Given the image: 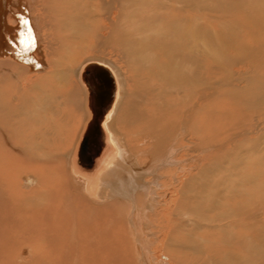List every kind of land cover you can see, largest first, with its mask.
Here are the masks:
<instances>
[{"label": "bare ground", "instance_id": "6f19581e", "mask_svg": "<svg viewBox=\"0 0 264 264\" xmlns=\"http://www.w3.org/2000/svg\"><path fill=\"white\" fill-rule=\"evenodd\" d=\"M53 1L0 0V81L10 83L5 85L0 82V115L9 113L10 111H6L5 108L18 101L17 103L21 106L16 110L14 116L17 118V127L21 134L22 131H26L22 130L25 124L29 128L41 125L42 131H56L54 133L56 137L57 131L62 134L59 122L51 120L58 117L48 118L46 115L47 118L41 116L37 119L38 113L44 115L43 112H38L42 106L36 99L38 98L37 89L41 80L49 78L56 79V87L62 88L65 81L58 79L56 72L60 71L62 74L70 69L75 79L71 75L72 83L66 87L65 95L62 97L59 94L63 98L64 105L75 104L76 108L79 107L80 124H78L80 127H77L82 133L80 132L77 141L75 140L76 136L74 137L72 146H69L71 149H68L70 151L63 155V157H67L63 162L61 161L62 154H59L61 153L60 149L56 152L54 148V141L43 139V135H46L44 132L43 135L40 134V137L39 134L35 135L32 142L29 139L22 140V142L21 139L25 138V134L21 135L18 141L10 135V130L6 131L7 127L4 129L0 126V181H4V184H0V223H7L10 220L4 216L7 210L6 212L3 210L9 202H17L13 191L17 188L21 190V198H19L21 203L25 202L23 197L31 196V199L26 201L29 202L27 209H29L30 215L38 218L41 216L46 221L43 230L45 235L41 239L42 248L46 249L45 252L48 250L58 257L62 251L89 253L85 255L86 257L80 254L83 257L78 259L77 264H133L130 253L132 250L135 264H154L151 261L152 256L150 257L148 242L150 240L145 242V238L153 237L157 235V232L147 233L143 227L148 222L146 218L150 212L152 217L154 216L157 220L160 218L162 228L167 229V233H163L159 241L162 244L160 250L165 252L168 259L174 263L190 264L184 259L183 261L176 260V258H182L179 253L183 250L182 244L187 245V248L193 253L202 251L200 247H189V244L195 240V234L209 233L214 229L223 232L227 229L233 230V228H237L236 232L238 233L244 227L245 229L250 227L247 228V235L243 236L242 242L239 240L241 235L238 236V244H235L236 252L224 253L223 248L222 251L219 250L221 255L218 258L207 254L209 258L201 264H264V247L262 246L264 245V210L262 207L264 205V152L262 150L264 151V149L261 151L257 149V147L260 148L263 140L261 137L247 139L246 137L249 135L247 133L250 132L246 133L245 131V122L248 119L264 114V72L256 73L257 77H253L245 75L246 73L243 74L242 71L244 65L255 66V68L264 67V50L262 48L255 49L256 42L259 46H264L260 41L261 36H264V15L260 14L264 9V0H222L223 4L220 2L221 8L227 7L228 12L232 11L231 15L236 11L242 12L243 14L239 13V15L243 16L241 21L245 25H250L249 22L254 21L253 26L257 30L248 26L250 30L249 32L246 30L242 40V35L235 28H232L234 33L226 34V39H222L226 42L220 38L225 37L222 36V33L221 36L214 34L215 36L211 39L212 47L215 48L213 52L209 51L212 61L217 63L218 68L222 67L224 70L220 75V81H214L216 85L214 93L227 98L226 104L229 105L226 108L228 117L224 122L223 136L222 138L216 137L217 144L221 146L223 138H230L229 146L235 156L231 157L226 152L220 155L217 151L214 155L208 156L205 164L200 163V160L205 157L204 146L206 142L210 143L208 139L205 141V133L208 127L211 129L217 127L216 114L218 115L219 111L215 110L214 104L208 102L203 107L199 105L201 75H198L199 61H197L196 54L200 46L197 44L199 29L195 28L196 23L192 19L196 0H170L174 3H184L185 9L181 7L178 12L184 9L189 13L191 19L184 20L182 17L174 15L165 21H162V6L159 4L164 0H157V3L152 0L155 4L153 7H150L151 3L150 6L146 3L151 0H94L93 2L91 0H87V2L84 0H56V5L53 4ZM83 3L87 5L89 11L91 7L93 8V23L82 29L83 31L87 28L93 30L87 31L89 33V39L86 38L89 41L87 47H90L91 52L96 51L97 53H95L96 55L88 54L89 56L79 60L78 65H74L75 67L70 64V68L64 67L65 64L62 63L64 60L61 62L57 58L62 54H58L59 51L51 46V42L56 43L59 50H66L65 48H69L68 45L74 39L83 37L86 40L84 32L79 28L80 10L85 7ZM164 6L165 4H163ZM174 6L176 9V4ZM164 8L166 9V7ZM36 9L38 11L35 13ZM65 9L68 12H65ZM59 10H63V12L61 13ZM220 10L222 11L221 16H223V9ZM157 12H160V15ZM153 16L157 17L156 20ZM56 30L63 32V35H60ZM227 31L228 28L223 33H227ZM247 35L254 36L256 42L251 44L245 41ZM154 36L163 38L162 42L160 41L161 44H158L159 46L153 44ZM206 41L208 42V40ZM220 43L223 44V48L218 49ZM82 44L84 42H81ZM224 46H228V50H224ZM82 49H80V53ZM107 49H112L116 55H122L118 61L122 63L121 67L111 58L105 59L106 56H104L105 58L92 57ZM118 51L122 53L120 54ZM70 58L68 59L70 60ZM68 59L66 61L69 63ZM44 62L46 64L49 62L51 69L43 71ZM234 65H238L237 69L233 70L235 74L229 71V69H234ZM35 69H39L41 72L37 71L38 73L31 74L27 80L23 77L19 78L26 74L24 72ZM124 69L130 72L129 81L131 80V83L127 80ZM130 85H132L131 88ZM42 92L40 91V93ZM36 94L37 96H35ZM215 94H213L214 97L212 95L213 98H215ZM18 95L21 98L24 96V100L29 99L30 102L35 100L22 109L23 104L19 100L23 99H17ZM55 99L57 98L55 97ZM40 102L43 101L40 100ZM15 107H17L16 104ZM46 109L48 108L46 107ZM185 109L187 113H184ZM52 110L54 111L53 108ZM262 117L264 119L263 115ZM26 118L30 121H26ZM48 120L51 121L48 124L45 123ZM127 121L134 123L136 131L130 129L134 131L131 139H136L143 145H140L139 149L132 150L130 146L126 145L124 137L119 135L118 124ZM72 123L70 121V125ZM63 125L61 124V126ZM123 126L125 130H129L125 125ZM173 130V136L168 138L169 131ZM29 131L31 132V129ZM36 131H38L37 128ZM181 131L183 132L177 138ZM258 131L260 134V130L254 131L255 134ZM16 134L18 133L16 132ZM51 136L53 137V134ZM8 138L12 142L9 143ZM40 140H42L41 143L47 144L44 150L41 146L39 147ZM177 141L179 147L185 146V149H188L187 152H198L194 155L193 161L196 165L193 169L188 170V168L185 169L178 165L166 166L172 164L170 158L175 151L173 147L176 146ZM189 143L193 144L187 145ZM58 144L60 145V143ZM63 144L62 146H65ZM66 148L63 151H67ZM60 162L67 166L61 165V168ZM250 164L254 168L252 174H247L242 169L239 170L240 165H246L249 168ZM19 166L25 167L23 172L18 173ZM29 166L35 172H32L28 168ZM260 167L262 171L259 170ZM222 168L223 170H221ZM234 168L235 170H231L234 172L230 174L229 178L233 181L236 180L235 188L241 192V194L237 193L238 195L229 193L230 190L227 192L228 187L221 188L224 183L220 181L221 177L219 176L224 171ZM174 171L181 175V179L172 173ZM64 172L67 173L64 174ZM20 177L22 186L29 188L27 191L22 190L19 182ZM159 180L164 183L161 187L158 183ZM169 187H174L171 194L175 195V199L168 213L155 207L163 203H160L158 197L167 196L169 192L164 189ZM6 190L9 192V196L12 194L11 197H7L8 200L3 198ZM154 190H157L155 194ZM229 197H233L232 200L235 197L241 202L246 200V203L241 206L245 209L244 214L247 217L238 226L236 222L239 223L243 219L242 216L239 220H233L231 217L229 219L226 216L228 218L223 224L222 215L221 219H217L216 209H221L226 204L229 205L230 203L227 202ZM3 206L6 207L3 209ZM258 206L262 207V213ZM234 208L229 209L232 216H234V212H238ZM92 212L95 216L92 215V221L88 222L85 217H88V214L90 215ZM150 219L153 220L151 217ZM256 227L258 228L255 229ZM9 228L11 229V227ZM183 232L187 233L188 240L184 242L185 244L180 243V245L178 244L179 240L175 239V234ZM99 233L103 236L102 238H99ZM140 234L144 241H141ZM95 235L99 236L98 240L95 239L97 241L94 240ZM203 236L205 235L203 234ZM209 237L211 236L209 235ZM4 239L6 240V238ZM180 240L182 241V239ZM221 240L223 243V237ZM260 241L263 242L262 245ZM38 245L40 246V244ZM0 248L2 249L1 245ZM27 251V253L30 252ZM47 255L49 256V253ZM77 255L80 258V255ZM216 255L219 254L216 253ZM42 257L45 260L47 258ZM247 257L249 259H246ZM54 258L51 264L58 263H55ZM67 260L69 261V259ZM58 261L60 262V260ZM0 264L3 263L0 261Z\"/></svg>", "mask_w": 264, "mask_h": 264}, {"label": "rangeland", "instance_id": "374dc122", "mask_svg": "<svg viewBox=\"0 0 264 264\" xmlns=\"http://www.w3.org/2000/svg\"><path fill=\"white\" fill-rule=\"evenodd\" d=\"M84 1H86L87 2V0H84ZM92 2L94 1V0H91ZM155 3H157V0H153ZM152 0L150 1V2H146V3H148V5L150 6V7H153L155 4H154V2H153ZM165 1V2H164ZM164 1H160L159 2V4H160V6H162L161 7V12L163 13V17H162V21H165V20H168L169 19V17H172V16H180V17H182L184 20H188V19H191L190 17V15H189V13L188 12H185V5H184V3H174L173 1H168V0H164ZM222 0H196V6H195V12L192 14V19L195 21V23H196V27L195 28H197V29H199L198 31H199V33H198V40H197V44L198 45H200L199 46V51H196V54H197V61H199V73H198V75L200 76V78H201V80H200V82L202 83H200L199 85H200V90H201V93H200V95H201V100H200V102H199V105H200V107H203V106H205L206 104H208V103H211V104H214L215 105V110L217 109L219 112H218V115L220 114V115H222V116H218L217 114H216V126L218 127H216V128H214V129H211V128H207V130H206V133H205V141H206V139H208L209 141H210V143H207L206 142V144H205V142H204V144H205V150H206V152H205V157H204V159L203 160H200V163L201 164H205L206 163V161H207V159H208V156H210V155H214L217 151H218V153L220 154V155H223V153L224 152H226L228 155H230L231 157H234L235 156V153H234V151L231 149V146H229V144H230V141H229V139L230 138H228V137H226V138H223V141L221 142V146H218V144H217V138H222V131L225 129V126H224V122H225V119L228 117V113H227V110H226V108H227V106H229V105H227L226 104V102H227V98H225L224 96H220V95H218V94H215L214 93V89L216 88V85L214 84V81L215 80H217V81H220V75H221V73L222 72H224V70L222 69V67H219L218 68V65H217V63H213V61H212V57L210 56V52L209 51H212L213 52V50H215V48H213L212 47V44H211V39L215 36V35H217V36H221V33H222V36H225V37H220L221 38V40L224 38V39H226V36L227 35H230V34H232V28H235L236 29V31L237 30H239V34L240 35H242L241 36V40L243 39V37L245 36L244 35V33L246 32V30L249 32V30H250V28L249 27H251L252 29H254V30H257V28L256 27H254L253 26V24L255 23L254 21H250L249 22V24L250 25H245L244 24V22H242L241 21V17H243V16H240L239 15V13H241V14H243L242 12H240V11H236L235 13H233L232 15H231V13H232V11H227V7L226 8H221L220 7V5H222L223 4V2H221ZM153 2V3H152ZM217 2V3H216ZM220 2L222 3V4H220ZM206 3V4H205ZM53 4L54 5H56V0H54L53 1ZM84 5H85V7H84V9H82L81 8V10H80V14H79V28H84V26L85 27H87L89 24H91V23H93V19H94V15H93V8L91 7V9H90V11L88 10V7H87V5L85 4V3H83ZM163 4H165V6L164 7H166V9L163 7ZM174 4H176V9L174 8L175 6H174ZM36 7V6H35ZM184 8V9H181L180 11L181 12H178V10H179V8ZM219 7V8H218ZM202 8V9H201ZM217 8V9H216ZM79 9V8H78ZM220 9H223V16H221L222 14V11L220 10ZM89 12H88V11ZM92 10V11H91ZM214 10V11H213ZM38 10L36 9V11H34L35 13L37 12ZM87 11V13H85ZM59 12H63V10H59ZM65 12H68L66 9H65ZM83 12V13H82ZM154 12V10L152 11V13ZM258 12V11H257ZM158 13V15H160V12H157ZM167 13V14H166ZM174 13V14H173ZM87 14V15H86ZM171 14V15H170ZM227 14V15H226ZM260 14L261 15H264V9H262L261 10V12H260ZM33 15H35V14H33ZM83 15V16H82ZM93 15V16H92ZM167 16V18H166V16ZM170 15V16H169ZM229 15V16H228ZM217 16V17H216ZM219 16H220V18H219ZM238 16H240L239 17V19H238ZM81 18H83V19H81ZM153 18H155V20H156V18L157 17H155V16H153ZM85 19V20H84ZM237 19V20H236ZM224 20V21H223ZM257 21V20H256ZM228 22V23H227ZM83 23V24H82ZM86 23V24H85ZM220 23V24H219ZM237 23V24H236ZM249 26V27H248ZM224 28V29H223ZM226 28V29H225ZM227 28H228V31H227V33L225 32V33H223V31H226L227 30ZM76 29V28H75ZM35 30H36V28H35ZM231 30V31H230ZM82 31H83V29H82ZM87 31H93V30H90V29H86V30H84L83 32H84V35H85V39L87 38V39H89V37H88V32ZM56 32H58L60 35H63V32H61L60 30H56ZM61 32V33H60ZM87 33V34H86ZM234 33V32H233ZM256 33V32H255ZM215 34V35H214ZM227 34V35H226ZM186 35V34H185ZM200 35V36H199ZM201 35H203V36H201ZM201 37V38H200ZM204 37V38H203ZM246 37H247V39H246ZM245 37V41H248L249 43H254V42H256L254 39H255V37L253 36V37H251V36H249V35H247ZM250 37H251V39H250ZM76 38V37H75ZM259 38H260V36H259ZM73 39H74V37H73ZM84 40L83 39V37H82V39H78V38H76V40L74 39L73 40V42H71V44H69L68 45V47L69 48H65L66 50H59V46L55 43H53V41L51 42V46L53 47V48H56L58 51H59V53L58 54H62V55H58L57 56V58L62 62L63 60V64H65L64 65V67H66V66H68L69 68H70V65H78L77 63H78V61L80 60H83L84 58H86V57H88L89 55H96L95 53H97L96 51H94V53L93 52H91V49H90V47H87V46H89V41L88 40ZM82 40H84V41H82ZM154 40H155V42H153V44L155 43L156 45H158V44H161L160 43V41L162 42V40H163V38L161 37V36H154ZM165 40V39H164ZM206 40H208V42L206 41ZM223 41V40H222ZM260 41L262 42V44H264V36L262 37L261 36V38H260ZM81 42H84V44H82L81 45ZM223 42H226V41H223ZM53 43V44H52ZM203 43V45H201ZM205 43V44H204ZM72 46V47H71ZM74 46V47H73ZM159 46V45H158ZM208 46V47H207ZM212 47V49H211V47ZM256 48L255 49H263L264 50V46H259V44H257V42H256ZM42 47V46H41ZM87 47V48H86ZM201 47V48H200ZM225 48H224V50L226 49V50H228V46H224ZM24 48V47H23ZM44 48V47H43ZM83 48V49H82ZM220 48H223V44H221L220 43V47L218 48V49H220ZM25 49V48H24ZM80 49H82L81 50V53H80ZM206 49V50H205ZM208 49V50H207ZM217 49V48H216ZM26 50V49H25ZM56 50V52H58ZM203 50V51H202ZM85 51V52H84ZM87 51V52H86ZM89 51H90V53H89ZM167 51V50H166ZM83 52V53H82ZM199 52V53H198ZM64 53V54H63ZM118 53H122V52H120V51H118ZM75 54V55H74ZM83 54V55H82ZM89 54V55H88ZM195 54V55H196ZM64 55V56H63ZM81 56V58H79ZM85 56V57H84ZM104 56H106V58L104 57ZM121 56L122 55H116V53L112 50V49H107V50H104V52H98V54H97V56H92V57H104L105 59H107V58H111L112 60H114L115 62H117L119 65V67H121V65H122V63H119L118 61H119V58H121ZM158 56H159V54H158ZM204 56V57H203ZM62 57V58H61ZM69 57H71L70 58V60L68 59ZM44 58V57H43ZM79 58V59H78ZM52 59V58H51ZM69 60L70 62L68 63L66 60ZM117 60V61H116ZM45 61H47V60H45ZM59 61V62H60ZM73 61V62H72ZM76 61V62H75ZM58 62V63H59ZM60 62V63H61ZM75 62V63H74ZM111 62H113V61H111ZM49 63V62H48ZM46 64L45 62H44V65H45V67H44V69H43V71H46V70H48V69H51V67H50V65L49 64ZM72 63V64H71ZM114 63V62H113ZM117 63H116V65H117ZM70 64V65H69ZM115 64V63H114ZM49 65V66H48ZM59 65H61V64H59ZM241 65V64H240ZM74 66V67H75ZM53 67V66H52ZM236 67H238V65H234L233 66V68L234 69H229V71L230 72H232L233 74H235V72L233 71V70H236L237 68ZM26 68V67H25ZM253 68H254V70H253ZM218 69V70H217ZM125 70V76L128 78L127 80L129 81V77H130V72H128L127 71V69H124ZM41 72V71H39V69L37 70V69H35V70H31L30 72L29 71H27V72H24V73H26V74H24V75H21L19 78L20 79H22V77L23 78H25L26 80L28 79V77L31 75V74H33V73H38V72ZM122 71H123V69H122ZM216 71V72H215ZM243 71V74L244 73H246L245 75H248V76H255L256 75V73H259V72H264V67L263 68H255V66L254 67H247L246 65H244V70H242ZM251 71H252V73H251ZM68 72V73H67ZM23 74V73H22ZM60 75H62L63 76V78H62V76H60ZM71 75H72V73L70 72V69L69 70H67V71H65L64 73H60V71L59 72H56V76H58L57 78L58 79H62L63 81H65L64 83V86L62 87V88H58V87H56L57 85V80L56 79H54V78H49V79H43V80H41L40 81V84H39V87H38V89H37V94H38V98H36L37 99V101H38V104H41V106L42 107H40L39 108V111L38 112H43V114L46 116H48V118H56V117H58V118H56V119H51V120H53V121H56V123H58V124H60V129H61V131H63V133L62 134H60V132H58L57 131V137H56V135L54 134V133H56V131H46V130H44V131H42V128H41V125L40 126H38L37 124V126L35 127H33V126H30V128L27 126V124H23L24 125V128L22 129V130H26V131H22V134H21V131L18 129V121H17V118L14 116V115H16V110L19 108V106H21V104H19V103H17L16 101L14 102L15 104H16V106L17 107H15V104H13V105H11L10 107L9 106H7L6 108H5V110L6 111H10L9 113H5V114H2V115H0V126H1V128H4V129H6V127H7V129H6V131H8V130H10V135H12V136H14L15 137V139H17L18 141H19V138L21 137V135H23V134H25L24 135V137L25 138H22L21 139V141L22 140H30L31 142L34 140V137H35V135H37V134H39V137H40V134H42L43 135V132L46 134V135H43V139L44 140H51V142H53L55 145H54V148H55V150H56V152L57 151H59V149H60V152L61 153H59V154H62V159H61V161H63L64 162V159L66 160L67 159V157L65 156V157H63V155L66 153V152H69L70 150H68V149H71V148H69V146H72V143H73V140H74V137L76 136V138H75V140L77 141V139H78V136L80 135V132L81 131H79L78 130V127L77 126H79V124H80V121H79V116H80V114H79V107H77L76 108V105L75 104H72V105H69V106H66V105H64L63 104V96L65 95V93H64V91H65V89H66V87L67 86H70L69 84H71L72 83V81H70V77H71ZM66 76V77H65ZM74 75H72V78L73 79H75L74 77H73ZM134 77V76H133ZM255 77H257V76H255ZM135 78V77H134ZM134 78H132V79H134ZM216 78V79H215ZM53 79V80H52ZM135 81V80H134ZM211 81V82H210ZM1 83H4L5 81H0ZM7 82V81H6ZM42 82H43V84H42ZM209 84L208 86H207V84ZM45 83V84H44ZM129 83H131V80L129 81ZM5 85L7 84H10V83H4ZM42 85V86H41ZM48 85V86H47ZM50 85V86H49ZM47 88H46V87ZM42 87V88H41ZM45 87V88H44ZM132 87V85H130V88ZM208 87V88H207ZM70 88V87H69ZM207 88V89H206ZM212 89V90H211ZM40 91L42 92V93H40ZM62 93H61V92ZM203 91V92H202ZM211 91H213V92H211ZM8 92V91H7ZM7 92H6V94H7ZM49 92V93H48ZM66 92V91H65ZM1 93V92H0ZM33 93V92H32ZM57 93V95H55ZM62 95V97H61V95ZM206 93V94H205ZM5 94V95H6ZM34 94V93H33ZM37 94L35 95V96H37ZM42 94V95H41ZM52 94V95H51ZM213 94H215V98H213L214 97V95ZM47 95V96H46ZM212 95H213V97H212ZM20 95H18V96H16V98L17 99H23V100H19V102L20 101H22V104H23V107H22V109L25 107H27L28 106V104H30L31 102H33L34 100H32L31 102L29 101V99H27V100H24V96H22V98L21 97H19ZM46 96V97H45ZM60 96V97H59ZM217 96V97H216ZM55 97L57 98V99H55ZM219 97H220V99H219ZM221 97H222V99H221ZM224 97V98H223ZM42 98V99H41ZM213 100H212V99ZM26 99V98H25ZM46 99V100H45ZM227 99V100H226ZM40 100L41 101H43V102H40ZM54 100V101H53ZM212 100V101H211ZM221 100V101H220ZM45 101V102H44ZM59 101V102H58ZM223 101V102H222ZM225 101V102H224ZM55 102V103H54ZM208 102V103H207ZM24 103H26V104H24ZM59 103V104H58ZM222 103V104H221ZM50 104V105H49ZM61 104V105H60ZM221 104V105H220ZM47 105V106H46ZM54 105V106H53ZM55 105H56V108H54L55 107ZM48 108V109H46V107ZM50 106V107H49ZM53 106V107H52ZM220 106V107H219ZM67 107V108H66ZM52 108L54 109V111L52 110ZM74 108V109H73ZM43 109V110H42ZM46 109V110H45ZM50 109H51V111H50ZM57 109H59L60 111H58ZM220 109V110H219ZM73 110V111H72ZM57 111V112H56ZM71 111V112H70ZM14 112H15V114H14ZM59 112H60V114H59ZM77 112V113H76ZM49 113V114H48ZM184 113H187V111H186V109H185V112ZM224 113H226L225 115H224ZM0 114H1V111H0ZM11 114V115H10ZM55 114V115H54ZM9 115V116H8ZM38 117H37V119H39L41 116L42 117H44V118H47V116L45 117L44 115H40L39 113H38ZM51 115H54V116H50ZM59 115H61V116H59ZM65 115V116H64ZM189 115V114H188ZM263 116H264V114H262ZM262 115L261 114H259V115H256L255 117H253V118H251V119H248L246 122H245V131H246V133L247 132H250V133H247V135H248V137H246L247 139H249V137H254V138H256V137H261V139L263 140L261 143V145H260V148L259 147H257V149H260V151L262 150V149H264V119H263V117H262ZM7 116V117H6ZM64 118H63V117ZM11 117H12V119H11ZM192 117V116H191ZM6 118V119H5ZM9 118V119H8ZM61 118H63V119H61ZM189 118H190V115H189ZM218 118H220L219 120H218ZM61 119V120H60ZM66 121H65V120ZM186 119H187V117H186ZM191 119V118H190ZM2 120V121H1ZM8 122H6V121ZM32 120H34V119H32ZM51 120H48V121H45V123H49ZM26 121H30L29 119H27L26 118ZM61 121H65L64 123L63 122H61ZM70 121L71 122H73L72 123V125H70ZM192 121H193V118H192ZM219 121V122H218ZM6 123V124H5ZM79 123V124H78ZM3 124V125H2ZM17 124V125H16ZM61 124L63 125V124H65V125H63V126H65V127H63V126H61ZM220 124V125H219ZM5 125V126H4ZM33 125V124H32ZM123 125H125L126 126V128H128L129 130H125V128H124V126ZM130 125V126H129ZM8 126H9V128H8ZM11 126V127H10ZM70 126V127H69ZM223 126V127H222ZM250 126V127H249ZM33 127V128H32ZM77 127V128H76ZM80 127V126H79ZM220 127V128H219ZM12 128H13V130H12ZM28 128V129H27ZM36 128H37V130L38 131H36ZM39 128V129H38ZM41 128V129H40ZM259 128V129H258ZM31 129V132L29 131ZM53 128L51 127V130H52ZM62 129H64V130H62ZM76 129V130H75ZM117 129H119V135L120 136H122V137H124V140H125V143H126V145L127 146H130L131 147V149L132 150H135L136 148L137 149H139L141 146L140 145H142V144H140V143H138V141L136 140V139H131V137L134 135V134H132V133H134V131H131L130 129H133V130H135L136 131V129H135V126H134V123H130V121L128 122H123V124H118V126H117ZM211 129V131H210V133H209V130ZM221 129V130H220ZM250 129V130H249ZM262 129V130H261ZM18 130V131H17ZM78 130V131H77ZM218 130H220V131H218ZM257 130H260V134H259V131L255 134V132L254 131H257ZM29 131V132H28ZM34 133H33V132ZM60 131V130H59ZM189 131V130H188ZM16 132L19 134V136H18V134H16ZM27 134H26V133ZM40 132V133H39ZM53 132V133H52ZM84 132V131H83ZM183 131H181L180 132V134H179V136L177 137V138H179L180 137V135H181V133H182ZM220 132H221V134H220ZM32 133V134H31ZM48 133V134H47ZM76 133H77V135H76ZM82 133V132H81ZM254 133V134H253ZM14 134V135H13ZM53 134V137L51 136ZM58 134H59V136H58ZM173 134H174V130L173 131H169V133H168V138H170V137H172L173 136ZM211 136H210V135ZM32 135H33V137H32ZM47 135H48V137H47ZM124 135V136H123ZM0 136H1V134H0ZM27 136V137H26ZM29 136H30V138H29ZM38 136V135H37ZM263 136V137H262ZM63 137V138H62ZM217 137V138H216ZM32 138V139H31ZM45 138H47V139H45ZM60 138V139H59ZM66 138H68V139H66ZM42 139V138H41ZM54 139V140H53ZM64 139H66V141H63ZM43 140V141H44ZM61 140H62V142H61ZM70 142H69V141ZM124 140H123V142H124ZM180 140V139H179ZM207 140V141H208ZM29 141V142H30ZM8 142L10 143V142H12L11 140H9V138H8ZM23 142V141H22ZM28 142V143H29ZM42 142V140H40V145H39V147L41 146V148H42V150H44L45 148L44 147H47V144L45 143V142H43V143H41ZM70 144H69V143ZM184 142V141H183ZM58 143H60V145L58 144ZM64 143V144H63ZM67 143H68V145H67ZM76 143V142H75ZM182 143V142H181ZM62 144L63 145H65V146H62ZM130 144V145H129ZM133 146H132V145ZM184 144H185V142H184ZM192 145L193 143H189V144H187V145ZM43 145H45V146H43ZM208 145V146H207ZM43 146V147H42ZM56 146H57V148H56ZM60 146H61V148H60ZM139 146V147H138ZM143 146V145H142ZM211 146V147H210ZM214 148H213V147ZM38 146H37V148H39ZM59 147V148H58ZM67 147V148H66ZM129 147V148H130ZM22 148V147H21ZM66 148V150L67 151H63V149H65ZM173 149L175 150L174 152H173V155L171 156V158H170V162H172V164L171 165H166V166H169V167H174L175 165H178V166H182V167H184L185 169H187L188 168V170H190L191 168L193 169V167L196 165L195 164V161H193L194 160V155H196V154H198V152H195V151H190V152H187V150L188 149H185V146H180L179 147V145H178V141H177V144H176V146H174L173 147ZM194 149H196V148H194ZM210 149V150H209ZM185 152H187V154H185L184 155V153ZM262 152H264L263 150H262ZM229 156V157H230ZM251 158H253V157H251ZM176 162V163H175ZM60 164V166L61 165H64V166H67V164H65V163H59ZM31 166V165H30ZM28 167V168H30V170H31V167ZM63 166V167H64ZM19 171H18V173H20V172H23L24 171V169H25V167H23V166H19ZM61 168H62V166H61ZM250 168H251V170H250ZM50 169V168H49ZM240 169H242L245 173H249V174H252V172L254 171V168H253V166L250 164V166H249V168L246 166V165H240V167H239V170ZM253 169V170H252ZM53 170H55V169H53ZM59 170V169H58ZM66 169H65V167H64V171H65ZM221 170H223V168L221 169ZM231 170H235V168L234 169H228V171H224L223 173H221V174H219V176L221 177L220 178V181H223V183L224 184H222L221 185V188H224V187H228V189H227V192L229 191V193H235V194H237V193H239V194H241V192L238 190L237 191V189L235 188V184H236V180H232V179H230L229 178V176H230V174H232L234 171H231ZM245 170H248L249 172H247V171H245ZM260 171H262V168L260 167V169H259ZM264 170V169H263ZM32 171V170H31ZM259 171V172H260ZM32 172H35V171H32ZM188 172V171H187ZM222 172V171H221ZM67 172H64V174H66ZM172 173H174V175H176L178 178H180L181 177V175L179 174V173H175V171L174 172H172ZM227 174V175H226ZM18 175V174H17ZM47 175V174H46ZM224 175V176H223ZM22 176V175H21ZM17 177V176H16ZM48 177V175L46 176V178ZM65 177H66V175H65ZM50 178V177H49ZM48 178V179H49ZM67 178V177H66ZM224 178H227V179H224ZM229 178V179H228ZM47 179V180H48ZM181 179V178H180ZM0 180H1V177H0ZM50 180V179H49ZM160 182H158L160 185V187L161 186H163L164 185V183H163V181L162 180H159ZM1 183L0 184H4V181H0ZM19 182H20V184H21V188H22V190H28L29 188H27V187H23L22 186V182H21V177H20V180H19ZM163 183V184H162ZM170 186H172V185H170ZM176 186V185H175ZM33 187V186H32ZM172 188H174V187H169V188H166V189H164L166 192H169L168 194H167V196L165 195H163V196H160V197H158V200L160 201V203L161 202H163V203H161L158 207L156 206L155 208H161L163 211H165V212H170V208H172V206H173V200L175 199L174 197H175V195H172L171 193H172ZM235 188V189H234ZM32 189H34V188H32ZM13 191H14V194L16 195V197H15V199H17V202L16 203H10L9 202V207H8V205H6L5 207L3 206V211H5L6 212V210H7V212H6V214L4 215V213H3V215L4 216H6V217H8V219H10V220H8L7 221V223H3V222H1L0 223V245L2 246V249L0 248V261L3 263V264H29V262H30V264H42V263H45V264H51V261L53 260V258H54V256H55V258H56V260H55V258H54V261H55V263L56 262H58L57 264H77V262L81 259V257H83V256H85V255H88L89 253H85V254H83V253H66V251L64 252V251H62V254L61 255H63V256H56V255H53V254H51L48 250H47V252L49 253V256L51 255V257H49L47 254V252H45L46 251V249H44V248H42V241H41V239H43V235H45L44 234V228H45V226H46V221H44V219H43V217H41L40 216V218H38V217H33L32 215H30V211H29V209H27V205H28V203L29 202H26V201H29V198L31 199V196L30 197H23L22 199H24L25 200V202L24 203H21V199H19V198H21L20 197V194H21V190L20 189H13ZM31 191V190H30ZM156 191L157 190H154V194L156 193ZM171 191V192H170ZM8 191L6 190V193H4V199H7V197H11L12 196V194L9 196L8 195ZM238 195V194H237ZM244 196V195H243ZM231 198H233V197H229L228 198V200H227V202L228 203H230L229 205H227L225 202V204L226 205H224L223 207H221V209L220 208H218V209H216L217 211H216V213H217V219H221L220 218V216L222 215V224H223V222H225L226 220H227V218L229 217V219H230V217L233 219V220H239V219H241V216H242V218L243 219H241L240 220V222L238 223V222H236L237 224V226L238 225H240L241 224V222L243 221V220H245L246 219V217H247V215L246 214H244L246 211H245V209H243V207L241 206V205H244L243 203H246V200L244 201V202H241L239 199H235V197H234V199L232 200ZM1 199V198H0ZM13 199V198H12ZM8 200V199H7ZM162 200H164V201H162ZM236 200H238V201H236ZM236 202V203H235ZM239 202V203H238ZM241 202V203H240ZM264 204V203H263ZM236 205H238V206H236ZM235 207V208H234ZM240 207V208H239ZM241 207H242V209H241ZM259 207V206H258ZM262 207H263V210H264V205H262ZM262 207L260 208L261 209V213H262ZM151 208V207H150ZM154 208V209H155ZM231 208H234V209H236L238 212H234V216H232V215H230L231 214V212L229 213V209H231ZM2 209V208H1ZM10 209V210H9ZM25 209V210H24ZM1 211V210H0ZM144 214V213H143ZM223 214H225V215H223ZM92 215H93V217L95 216V214H94V212H92V214H88V217H85V218H87V221L89 222H91L92 221ZM90 216V217H89ZM226 216H228V217H226ZM24 217H26V218H24ZM150 217L153 219V220H151L150 219ZM24 220H23V219ZM149 218V219H148ZM155 217L153 216L152 217V214H151V212L150 213H148L147 214V223H145L144 225H143V227H144V229H145V232H149L150 234L152 233V231L153 232H157V235H154L153 237H150V238H145V242L146 241H148V239L150 240V241H148L149 242V245H150V252H151V254H150V257L152 256V262L154 263V264H179V263H174V261H172L171 259H168V255L165 253V252H163V251H161L160 249H162V244H161V242H159L160 241V239L162 238V235H163V233L165 234V233H167V229L166 228H162V224H161V222H160V218L157 220L156 218L154 219ZM89 219V220H88ZM263 219H264V217H263ZM86 221V222H87ZM151 223H150V222ZM264 221V220H263ZM137 223V222H136ZM147 224V225H146ZM137 225H138V223H137ZM137 225H136V227H137ZM149 225H150V227L152 226V228H150L149 227ZM2 226V227H1ZM233 226V225H232ZM248 226V225H247ZM9 227H11V229L9 228ZM149 228V229H148ZM247 228H250V227H246V229H245V227H244V231L242 232L241 231V229H240V231L241 232H236V229L237 228H233V230H225V231H220V230H218V229H214L215 230V234L213 233V231L211 230L209 233L208 232H202L201 234L200 233H198V234H195V240L191 243V244H189V247L190 246H195V247H200L201 248V252L200 253H196V252H191V250L190 249H188L187 248V245H183L182 243H184V242H186L188 239L186 238V235H187V233L186 232H183V233H176L175 234V239L176 240H179L178 242V244H180L181 245V247L183 248V250H181V252L183 253V254H185V255H183L181 252H179L180 253V256L182 257V258H176V260H180V261H183V259L186 261V262H190V264H192V263H194V264H201V263H205V261L209 258V256H215L216 258H218L221 254V252L220 251H222V249L224 248V253H227V252H231V251H234V252H236V250H237V248H236V245L238 244V241H237V238H238V236H240L239 237V240L241 241V240H243V236L244 235H247L246 234V230H247ZM258 227H256L255 229H257ZM164 229V230H163ZM151 230V231H150ZM220 231V232H219ZM17 232V233H16ZM222 232V233H221ZM16 233V234H15ZM3 234V235H2ZM5 234V235H4ZM15 234V235H14ZM184 234V235H183ZM203 234L205 235V236H203ZM222 234V235H221ZM239 234V235H238ZM10 235V236H9ZM100 237H99V236ZM97 236L95 235L94 236V240L97 238V240H98V237L99 238H102L103 236H101V233H99ZM209 235L211 236V237H209ZM5 236H7V237H5ZM17 236V237H16ZM21 236V237H20ZM42 236V237H41ZM140 236H142L141 234H140ZM6 238V240L4 239V238ZM9 237H11V238H9ZM15 239H14V238ZM19 237V238H18ZM29 237V238H28ZM37 237V238H36ZM200 237V238H199ZM206 237H209V239L207 238L206 239ZM221 237H223V243L221 242L222 240H221ZM18 238V239H17ZM24 238H25V240H24ZM36 238V239H35ZM180 239H182V241L180 240ZM216 239V240H215ZM10 240V241H9ZM13 240V241H12ZM30 240H31V242H30ZM97 240H95V241H97ZM152 240V241H151ZM184 240V241H183ZM206 240H209V241H206ZM230 240V241H229ZM4 241V242H3ZM24 241V242H23ZM27 241V242H26ZM29 241V242H28ZM35 241V242H34ZM141 241H144V239H143V236H142V238H141ZM197 241V242H196ZM201 241H202V243H201ZM13 242V243H12ZM242 242V241H241ZM240 242V243H241ZM261 242V245L263 244V242L262 241H260ZM4 243V244H3ZM24 243V244H23ZM27 243V244H26ZM158 243V244H157ZM177 243V242H176ZM198 244V245H196V244ZM38 244H40V246L38 245ZM185 244V243H184ZM236 244V245H235ZM6 245V246H5ZM35 245V246H34ZM161 245V246H160ZM14 248H13V247ZM22 246V247H21ZM33 246V247H32ZM38 248H37V247ZM210 246V247H209ZM263 247H264V245H262ZM6 247H8L9 248V250H11V251H9L8 250V248H6ZM12 247V248H11ZM28 248V249H27ZM37 248V249H36ZM6 249V250H5ZM25 249V250H24ZM29 250L30 252V254L29 253H27L28 251L27 250ZM44 249V250H43ZM189 250V252H188V250ZM18 250V251H17ZM24 250V251H23ZM41 252H39V251ZM185 250V251H184ZM187 250V251H186ZM220 250V251H219ZM7 251V252H6ZM20 251V252H19ZM27 251V252H26ZM35 251H36V253H35ZM4 252V253H3ZM199 252V251H198ZM6 253V254H5ZM34 253H35V255H37V256H35L34 255ZM38 253H39V255L41 254V256H39L38 255ZM46 253V254H45ZM130 253H131V256H132V260L133 261H131V262H133V264H135V262H134V259H133V255H134V252H133V250L132 251H130ZM190 255H189V254ZM206 253V254H205ZM216 253H218L219 255H216ZM224 253H222V254H224ZM75 254V255H74ZM77 254H82V255H80V258H79V256L77 255ZM207 254L209 255V256H207ZM23 255V256H22ZM29 257H28V256ZM185 257L186 256V258H184L183 256ZM199 255V256H198ZM202 255V256H201ZM205 255V256H204ZM34 256V257H33ZM42 256H45V258H46V260L42 257ZM52 256H53V258H52ZM75 256V257H74ZM147 256V255H146ZM189 256V257H188ZM194 256V257H193ZM204 256V257H203ZM2 257V258H1ZM33 257V258H32ZM86 257V256H85ZM199 257V258H198ZM239 257H241V256H239ZM30 258V259H29ZM52 258V259H51ZM74 260H73V259ZM36 261H35V260ZM39 259H40V262H39ZM48 259V260H47ZM66 260V261H68L67 259H69V261L68 262H66V261H64V260ZM79 259V260H78ZM246 259H249L248 257L246 258ZM4 262H3V261ZM58 260H60V262L58 261ZM61 260H63V261H61ZM11 261H12V263H11ZM14 261V262H13ZM39 263H38V262ZM44 261V262H43ZM53 261V262H54ZM33 262V263H32ZM66 262V263H65ZM76 262V263H75ZM138 264V263H137ZM183 264V263H182Z\"/></svg>", "mask_w": 264, "mask_h": 264}]
</instances>
